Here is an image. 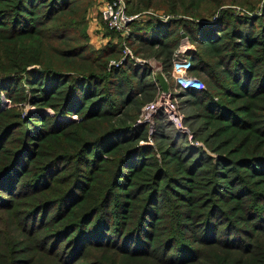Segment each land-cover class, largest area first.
<instances>
[{
  "label": "trees",
  "instance_id": "16d2710c",
  "mask_svg": "<svg viewBox=\"0 0 264 264\" xmlns=\"http://www.w3.org/2000/svg\"><path fill=\"white\" fill-rule=\"evenodd\" d=\"M259 1L124 0L96 46L93 0H0V264H264ZM180 29L201 86L171 75ZM123 40L186 129L140 118L158 85Z\"/></svg>",
  "mask_w": 264,
  "mask_h": 264
},
{
  "label": "built area",
  "instance_id": "2783aa9c",
  "mask_svg": "<svg viewBox=\"0 0 264 264\" xmlns=\"http://www.w3.org/2000/svg\"><path fill=\"white\" fill-rule=\"evenodd\" d=\"M146 12L155 13L150 10H146ZM100 17L104 24H106L109 28L117 30L120 35L125 37L128 34V27L126 23L137 16V13H127L124 9V0H103L102 5L99 9ZM158 15V14H157ZM159 18L165 20L169 18L166 14L158 15ZM183 36V34H182ZM185 36L184 38H186ZM108 38V37H107ZM106 38V39H107ZM187 40V39H186ZM186 48H193V44L188 41H183V37L180 38L178 46L175 48L172 57V68L171 75L174 78V81L180 85V87L186 86H201L202 83L193 75L187 72L186 68L188 66V59L184 54V50ZM123 54L128 53L134 60L135 63L143 64L147 63L152 67V72L160 69V63L156 59H152L155 63L152 64V60L140 58L136 55H132L128 46L124 43L123 40ZM110 62H116L114 59H110ZM157 67V68H156ZM158 85V84H157ZM177 89L174 87V91ZM161 106L166 113L168 119L172 120L181 128L186 129L185 126L180 124V119L182 117V112L179 110L177 106V100L175 95L172 93L171 89L167 93H164L160 90L158 86V92L155 98L151 101L146 102L142 109L141 115L145 119H149L150 114L153 111ZM152 116V115H151ZM150 123L152 122L149 119ZM193 143H199L198 140H193Z\"/></svg>",
  "mask_w": 264,
  "mask_h": 264
},
{
  "label": "crops",
  "instance_id": "0c3cea01",
  "mask_svg": "<svg viewBox=\"0 0 264 264\" xmlns=\"http://www.w3.org/2000/svg\"><path fill=\"white\" fill-rule=\"evenodd\" d=\"M102 2L103 0H96V2L94 1L87 12V31L88 35L90 34L89 41L93 44L98 43L94 44L96 46L104 42L108 37L106 34H104L103 29H101L102 25L99 19V9L102 5Z\"/></svg>",
  "mask_w": 264,
  "mask_h": 264
},
{
  "label": "water",
  "instance_id": "95a60500",
  "mask_svg": "<svg viewBox=\"0 0 264 264\" xmlns=\"http://www.w3.org/2000/svg\"><path fill=\"white\" fill-rule=\"evenodd\" d=\"M153 74H154V77L157 81V84L160 90L163 91L164 93H167L169 91V86H168V82H167V79L164 73L160 69H158V70H155ZM151 125H152V122H151Z\"/></svg>",
  "mask_w": 264,
  "mask_h": 264
},
{
  "label": "rangeland",
  "instance_id": "374dc122",
  "mask_svg": "<svg viewBox=\"0 0 264 264\" xmlns=\"http://www.w3.org/2000/svg\"><path fill=\"white\" fill-rule=\"evenodd\" d=\"M96 2V0H93V2ZM261 2V0L259 1V3ZM158 12H160L159 10H157ZM157 12V13H158ZM99 15H100V13H99ZM158 15H160L159 13H158ZM145 16L147 17V15H143V13H142V15H139L137 18L140 20V19H143V18H145ZM155 16V15H154ZM99 19H100V21H101V25H102V27H101V29H103L104 30V23H103V21H102V19H101V17L99 16ZM180 32L183 34V36H181V38L183 37V41L185 42V41H188V38L186 37V38H184L186 35L182 32V30L180 29ZM90 35V34H89ZM93 36V35H92ZM107 36H110V35H107ZM187 39V40H186ZM189 42V41H188ZM94 44H98V43H94ZM150 60H152V59H154V58H149ZM152 62V64H154L155 62L152 60L151 61ZM157 69H159V68H157ZM144 105V104H143ZM143 107V106H142ZM142 109V108H141ZM151 115H152V113L150 114V117H149V119H151ZM140 118H142V119H145V118H143L142 117V115H141V113H140ZM151 121H152V119H151Z\"/></svg>",
  "mask_w": 264,
  "mask_h": 264
}]
</instances>
